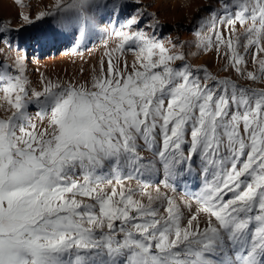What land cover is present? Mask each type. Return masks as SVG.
Wrapping results in <instances>:
<instances>
[{"label":"snow or ice","instance_id":"obj_1","mask_svg":"<svg viewBox=\"0 0 264 264\" xmlns=\"http://www.w3.org/2000/svg\"><path fill=\"white\" fill-rule=\"evenodd\" d=\"M149 7L0 19V264H264V0L198 8L191 40ZM38 22L34 44L69 40L77 74L29 79L11 33Z\"/></svg>","mask_w":264,"mask_h":264},{"label":"bare ground","instance_id":"obj_2","mask_svg":"<svg viewBox=\"0 0 264 264\" xmlns=\"http://www.w3.org/2000/svg\"><path fill=\"white\" fill-rule=\"evenodd\" d=\"M33 1H35V0H33ZM158 1L159 0H145V3L150 5V7L148 8V11H150V12L151 11H157V8H159L158 3H160ZM22 2H23V0H22ZM183 2H184V0H183ZM50 3H51V0H40L37 2V4H34V5H36L35 8H38V10H39V7L43 8V6H44V8H45ZM162 5H163V3H162ZM38 10L36 9L34 11V14H35V12H38ZM172 11H173L172 13L160 11V18H161L162 22L166 23L167 21L168 22L169 21H176L177 19L180 18V13L176 12V10L174 8ZM26 12H28V11H26ZM19 13H20V10L15 8L12 0H0V14H2L5 18H8V20L13 19V18H17V17H19V15H18ZM31 31H33V30L30 29V32ZM39 34H40V32L37 31L34 34H32L31 36L28 35L27 33H25V34L15 33L14 35L13 34H11V35H13V37L17 38L16 40H14V44L19 43L22 47L27 48L28 53H29L28 59L30 60L28 62H32V63H34V65L38 66L39 71L45 72L46 74L50 75L52 78H56L57 76H59L62 79H68L69 77L73 76L74 74H77L79 66L81 65V60L79 57L72 56L71 54H69V48L71 46L70 41L62 38V39H59L57 41V43L54 47H48V46L40 47V46L34 44V42L31 39L32 37L37 36ZM166 36H169V35H166ZM60 45H62L63 50H62V53L59 52L60 54L58 56L56 55L57 58L51 57V58L45 60L44 62L43 61L39 62L37 60V57L40 53H44V54L46 52L54 53V51L59 49ZM87 47H88V49H92V51H91V53H89L87 50H85L86 52H84L85 53L84 54L85 59L88 60V64L85 65L86 68L90 67L94 63H97L99 58L103 54V49L101 47V37L99 35H97L95 37V39L92 41V43L88 44ZM29 64H31V63H29ZM29 70H30V68H29ZM37 75H38V78H37V82H38L39 72L37 73Z\"/></svg>","mask_w":264,"mask_h":264},{"label":"rangeland","instance_id":"obj_3","mask_svg":"<svg viewBox=\"0 0 264 264\" xmlns=\"http://www.w3.org/2000/svg\"><path fill=\"white\" fill-rule=\"evenodd\" d=\"M32 1L33 0H23L22 3H24L25 7L21 8L19 5L17 6V4L14 2V0H12L15 8L19 9L20 12L21 11H24V12L28 11V13H30L32 16H35V14L37 12H35V14H34V11L36 9L38 10V8H35L36 5H34V4H37V2L40 1V0H35L33 2ZM209 1L210 0H184V2H183V0H159L158 1V2H160V3H158L159 8H157V12L159 14H160V11L167 12V13H172L173 12L172 11L173 8L176 10V12L180 13V18L177 19L176 21H169V22L167 21L165 23L167 25V28L164 31V35L165 36L166 35H171L172 37H174V38H177L178 37L179 39L182 37L180 40H191L192 39L191 26L188 23H189L190 19L193 16L201 15L202 14V13H197V9L198 8H203V7L207 6V4L209 3ZM210 2L214 3L215 0H211ZM162 3H163V5H162ZM43 9H44V6H43V8L39 7V10L38 11L43 10ZM0 19H3V21H5V22L10 21L11 22V26H12L13 29H15L20 24L19 17L8 20V18H5L2 14H0ZM44 27H46V26L43 25L42 22H38V24L36 26H28V27L21 28L18 33L19 34H21V33H23V34L27 33L28 35L31 36L32 34H34L37 31L40 32V29H42ZM30 29H32L34 32L31 31L32 32L31 33L30 32ZM15 33H17V32L14 31L11 34L14 35ZM60 39H62V38H60ZM62 50H63L62 45H60L59 46V49L56 50V51H54V53H48V52H46L45 54L44 53H40L38 55V57H37V60L39 62H42V61L44 62L45 60H47V59H49L51 57L52 58L53 57L54 58H57L56 55L58 56L60 54L59 52L62 53ZM85 50H87V49H82L81 51L82 52H86ZM129 58H131V54H129ZM28 61H30V60L28 59ZM28 61H27L28 67L30 68V70L28 68V77H29L30 80L33 81L34 84L35 83H38L37 82V78H38V75H37L38 71H37V69H39V68H38V66L34 65V63L28 62ZM204 62L209 66L210 69L215 70L216 64H217V61H216V58H215V54H211V55H201L199 57V59H194L193 60V63H204ZM29 63H31V64H29ZM197 183H199V177L197 178Z\"/></svg>","mask_w":264,"mask_h":264}]
</instances>
